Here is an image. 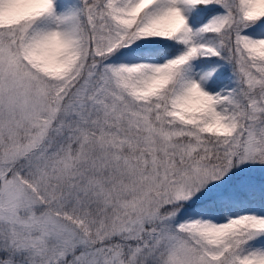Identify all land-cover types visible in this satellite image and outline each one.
Segmentation results:
<instances>
[{
	"label": "snow or ice",
	"instance_id": "obj_1",
	"mask_svg": "<svg viewBox=\"0 0 264 264\" xmlns=\"http://www.w3.org/2000/svg\"><path fill=\"white\" fill-rule=\"evenodd\" d=\"M0 264H264V0H0Z\"/></svg>",
	"mask_w": 264,
	"mask_h": 264
}]
</instances>
